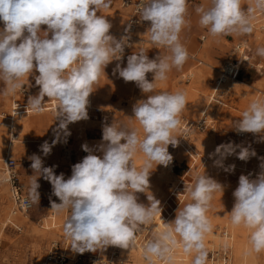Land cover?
<instances>
[{
	"label": "clouds",
	"instance_id": "9594fccd",
	"mask_svg": "<svg viewBox=\"0 0 264 264\" xmlns=\"http://www.w3.org/2000/svg\"><path fill=\"white\" fill-rule=\"evenodd\" d=\"M111 2L0 0V21L4 25L0 29L3 95L14 94L23 88L24 77L34 76L39 92L29 96L27 108L41 114L45 97L58 102L55 119L59 123L53 129L54 139L51 144L45 141L40 146L44 156L51 154L61 134L70 135L69 124L88 119V98L94 83L105 73L108 64L122 60L126 47L134 46L127 35L130 25L125 29L126 34L117 39L110 34L112 24L106 16L97 15L109 8ZM188 4L189 0H139L137 4L140 21L150 23L145 34L157 49L162 47L167 53L149 59L141 48L127 56L126 66L117 63L113 69L125 82H134L146 96L132 109L131 119L138 121L140 128L115 121L104 124L100 144L96 148L87 143L82 145L88 154L72 166L67 179L63 173L55 174V166L45 167L41 156L29 157L34 175L30 176V187L20 204L28 207L39 203L38 179L47 180L52 195L60 201H51V211L57 215L69 213L63 233L76 253L106 250L109 246L131 249L136 233L162 212L160 201L152 194H147L150 203L146 206L138 202L137 193H149L153 162L167 167L173 159L168 146L178 145L173 133L187 106L186 93L157 92L155 88L157 81L167 80L173 68L182 69L189 59V52L180 40L182 29L189 24ZM195 11L199 25L212 37L247 35L253 32L254 13L264 12V0H253L247 10L241 7V0H209L207 6L197 5ZM42 25L46 26L43 31ZM257 55L264 57V47L257 49ZM148 73L153 74L152 82L147 79ZM232 128L237 133L264 134V100H253L241 117L232 122ZM261 140L264 141V135ZM138 153L146 157L140 169L134 162ZM234 154L242 161L256 156L255 150L234 142L218 145L209 155L219 157L214 160L215 166L232 172L235 165L225 167L223 161ZM260 168L255 178L251 173L239 176L238 187L233 192L235 202L227 213L232 225L250 230V252L255 253L264 251V163ZM8 182L7 176H0V183ZM184 192L191 202L176 210L174 220L163 221V230L144 245L146 264H153L154 257L172 264V252L178 245L193 257L192 264H207L205 237L213 230L207 213L214 194L223 195L224 186L205 173L197 175L192 185H185Z\"/></svg>",
	"mask_w": 264,
	"mask_h": 264
},
{
	"label": "rangeland",
	"instance_id": "374dc122",
	"mask_svg": "<svg viewBox=\"0 0 264 264\" xmlns=\"http://www.w3.org/2000/svg\"><path fill=\"white\" fill-rule=\"evenodd\" d=\"M189 1H192V4L188 6L186 16L189 24L180 33L181 43L187 48L189 59L182 69L173 68L167 74V80L157 81L155 88L157 92L183 91L186 93L187 106L179 117L181 120L179 127L173 133L178 139V145L176 147L168 146V151L173 159L167 167L156 166L153 162L149 176V193H137L138 202L146 206L149 205L147 194H152L159 200L161 207L168 199L171 200L170 203L175 200V212L170 219L172 221L175 219L176 210L191 202L188 193L184 192L185 185H192L197 175L206 173L224 186L223 195L220 192L214 194L207 213L213 225L212 232L205 237L208 253L210 250L216 251L229 244L232 248V264H264V251L250 252V230L243 226L232 225L230 217L227 215L231 212L235 202L233 192L238 187L239 176L252 173L255 178L256 174L261 171V163H264V141L261 140V135L264 134L248 133L245 138H239L237 132L232 128V122L241 117L242 112L255 100L258 93L264 94V57L257 55V49L264 47V30L253 28V32L247 35L232 34L212 37L208 34L207 29L199 25V15L195 11L197 5L207 6L209 0ZM122 2L123 0H112L109 8L97 12V15L106 16L112 24L111 30H123L131 16L130 10L122 7ZM252 4L253 0H241V7L244 10H247V7ZM2 27L3 22L0 21V29ZM41 29L45 30L46 26L42 25ZM140 35L149 39L148 35ZM246 40L251 49L252 64H243V71L238 82L230 81L231 83H225L220 87L219 92L223 94L225 104L212 103L209 107L211 118L214 119V131H199L196 128V123L215 88L218 77L228 63L239 59L240 56L235 52V46ZM141 48L147 52L149 59L155 58L160 53L161 55L167 54L162 47L157 49L154 44L137 42L128 55ZM117 63L124 67L127 58L122 62L114 60L107 65L105 73L102 72L94 83L93 92L89 97L95 106L111 111L113 122L125 124L130 128H140L138 121L131 119L133 117L132 109L138 100L146 99V96L134 82H125L118 73L113 72ZM190 73H194V76L190 77ZM34 74L38 75V73ZM147 79L152 82L153 74L148 73ZM22 84V89H18L14 94L4 96L5 84L0 81V120H4L1 115L11 114L14 101L17 102V105L25 106L29 96L38 94L39 86L35 84L34 76L24 77ZM263 94L260 96L261 100H264ZM202 96L204 99L198 101ZM52 100L45 97V106L51 105ZM87 112L88 119L68 125L70 135L64 137L61 134L60 142L52 148L51 154L48 156L43 155L40 146L45 141L51 144L54 139L53 129L59 123V120L55 119V112L25 114L23 119L17 120L15 131L17 146L8 157L15 159L19 164L20 182L26 192L30 187V176L34 175L31 168L32 162L29 159L33 154L41 156L45 167L55 166V174L63 173L67 179L71 176L72 166L88 154L83 151L82 145L87 143L89 147L96 148L100 144L104 124L94 120L90 110L87 109ZM19 124L20 126H18ZM22 124L27 125V128L23 129ZM190 126L193 127L187 132ZM140 132L142 135V129ZM198 139L202 142L197 143ZM65 140L66 142H64ZM228 142L250 147V150H255L256 156L251 157L248 161L238 159L235 154L228 156L223 161L224 166L235 165V169L232 172H226L222 167L214 164V160L219 157L214 155L210 158L209 154H213L218 145ZM238 151L239 149H237ZM0 154L4 156L6 152ZM95 154L102 155L99 152ZM145 159L146 157L142 153H138L134 157L137 169L143 166ZM1 165L0 169L4 172L5 162ZM38 183L40 184L38 189L40 199L39 203H34V208L29 213L30 222L24 223L13 218V222L16 220L23 226L21 232L15 230L11 225L1 229L6 221V211L11 204V198L10 188L7 189L6 194H1L2 188L7 185L0 183V264H47L48 248L53 242L61 241L64 237L63 224L69 213L66 211L57 215L51 211V201L56 203H60V201L52 195V186L47 180L40 177ZM144 226L147 227V231L158 233L153 222ZM224 232L228 233L231 239H227ZM178 248V251H183L182 246ZM115 249L120 255L118 260L123 259L124 264H146L142 256H136L132 247L131 249H122L109 246L106 250H101L102 255L105 257L109 251ZM246 254L248 255L246 256ZM179 256L184 255L180 254ZM190 257L192 258V256ZM114 264L120 263L115 262Z\"/></svg>",
	"mask_w": 264,
	"mask_h": 264
},
{
	"label": "built area",
	"instance_id": "2783aa9c",
	"mask_svg": "<svg viewBox=\"0 0 264 264\" xmlns=\"http://www.w3.org/2000/svg\"><path fill=\"white\" fill-rule=\"evenodd\" d=\"M139 3V0H123L122 7L130 10L131 16L128 18L127 22L125 23V26L123 30L121 31H114L110 29V34L114 35L117 39H119L121 36L125 35V29L130 27L129 32L127 35H130V43L133 44V47H126L124 57L122 58V61H125L130 50L136 46L137 42L146 43V44H152L151 41L147 38L142 37L140 34H145L148 27L150 26V23L147 21L141 22L139 18V10L137 8V4ZM192 4V1H189L188 6ZM256 15H264V12L256 11L254 13V19L252 20L253 28H259L261 24H258L256 22L257 19H255ZM4 27V25H3ZM2 27V28H3ZM261 30H264L263 28H259ZM147 35V34H145ZM205 39V36H204ZM244 43L246 46H244ZM241 49H244V51L241 52ZM235 52L238 53L240 56L239 59L230 62L227 64L221 74H223V77H218V80L216 82L215 88L211 93L212 96L209 99L208 106L201 112L198 122L196 123V128L199 131L206 132V131H214V119L211 118V115L209 113V106L211 103H216L218 105H223L221 101H223V94H220L219 89L222 84L227 83L229 80H238L241 76V73L243 71V64H252V56L250 55L251 49L248 45V41H241L235 46ZM247 58V59H246ZM228 80V81H227ZM227 81V82H226ZM259 95L256 96V99H261L262 92L258 93ZM264 96V94H263ZM89 99V105L90 111H91V117H93L94 120L98 121L101 124H111L113 123L112 119V113L110 110H106L103 107L95 106L93 104V101ZM221 102V103H220ZM55 104H52L51 108L52 111L55 112L56 108L54 107ZM54 107V108H53ZM193 126L188 127L187 132L192 128ZM248 133H237V136L239 138H245ZM252 174V173H251ZM4 176H7L9 178V182L7 183L8 187L10 188V198L14 205L13 207V213L16 216L17 214L21 215H28L34 208V203L31 204L28 207H22L20 204V200L26 197L27 192L24 189V186L20 182V174H19V164L17 161L13 158L8 157L5 162V168H4ZM254 177V174H252V178ZM170 199L167 200L165 205H163L161 214L166 219H170L172 215L175 212V204L176 201L172 200V204L169 202ZM69 215V214H68ZM66 216V219L68 217ZM65 219V220H66ZM16 222V221H15ZM15 222H8V225H11L15 230L18 232H21L23 230V226H21L19 223ZM17 225H15V224ZM147 227L143 226L142 230L136 233L135 242H138L141 244L144 248V245L151 239L154 238L156 235L154 232L151 233V230H146ZM146 231V232H145ZM224 236L227 237V239H231L228 233L224 232ZM71 241L65 236L61 241H55L51 244V246L48 248L46 253V263L51 264H67L70 262H73L74 264H114L115 262H119L120 264H124L123 261L118 260L119 259V252L118 250H112L109 251L108 254L104 257L102 255V251L99 250V252H85L83 254L76 253L72 251L71 247ZM231 246L229 244H226L222 246L219 250L216 251H209V257L207 264H232V251Z\"/></svg>",
	"mask_w": 264,
	"mask_h": 264
},
{
	"label": "bare ground",
	"instance_id": "6f19581e",
	"mask_svg": "<svg viewBox=\"0 0 264 264\" xmlns=\"http://www.w3.org/2000/svg\"><path fill=\"white\" fill-rule=\"evenodd\" d=\"M261 16H264V15H261ZM261 28L264 29V24L261 25ZM244 46H246V45L244 44ZM242 51H244V49H241V52ZM222 75L223 74H221L219 77L220 78L223 77ZM193 76H194V73H190V77H193ZM230 81L231 82L233 81L232 83H235V82H238L239 80H229L228 82H230ZM203 99H204V97L202 96V97H200L198 99V101H202ZM57 103L58 102L53 99L52 102H51V105L44 106L43 113L44 112L52 111L53 110L51 108L52 104H55L54 107L56 108L57 107ZM25 114H33V112H32V110L30 108H27V105H25V106H23V105H17V102L14 101L12 103L11 114L10 115H4V116L1 115L4 120H0V153H5L6 152V154L4 156H1V154H0V165L1 164L3 165V162H6V160H7L6 157H8V155H11L12 151L17 146V137L15 136V131L17 129V122H18L17 120L18 119H23ZM18 126H20V124ZM21 127L23 129H26L27 128V125H23L22 124ZM201 142H202V140H200V139L197 140V143H201ZM0 176H4V172L2 171V169H0ZM4 184L7 185V183H4ZM2 189H3L2 190L3 192L1 194L4 195V194L7 193V189H9V187L7 185V186H4ZM13 207H14V205L12 206L11 204L7 207V211H6V221L3 223L4 225H3V227L1 229H5L8 226V222L9 223L10 222H13V218L19 219L20 221H23L24 223H29L30 222L31 217H30L29 214L28 215L17 214L15 216L14 213H13ZM163 221L164 222H169L166 218H164V216L162 214L157 213L156 216H155V218H154V220H153V223L156 226V230L158 232L161 231V230H163V227H164V222ZM15 223H13V224H15ZM15 225H17V224H15ZM138 245H139L138 242H135L134 243V247H132V249H133L134 252H136L135 254H136L137 257H141L142 256L143 259H144V249L141 248L140 250H137V246ZM176 251H173L172 252V256H173L172 264H192L193 257L191 258L189 255H186V256H183V257L176 256V254H173ZM247 255L248 254H246V256ZM153 264H163V263H160L158 261V259L153 258Z\"/></svg>",
	"mask_w": 264,
	"mask_h": 264
},
{
	"label": "crops",
	"instance_id": "0c3cea01",
	"mask_svg": "<svg viewBox=\"0 0 264 264\" xmlns=\"http://www.w3.org/2000/svg\"><path fill=\"white\" fill-rule=\"evenodd\" d=\"M255 19H257L256 22H257L258 24H261V25L264 24V16L256 15V16H255ZM259 28H261V26H260ZM244 44H245V43H244ZM245 45H246V44H245ZM238 80H239V79H238ZM211 96H212V93L210 94L209 99L211 98ZM221 102H222V104H225L224 101H221ZM221 102H220V103H221ZM208 103H209V100H208V102H207V104H206L205 107L208 106ZM211 104H212V103H211ZM211 104H210V106H211ZM216 105H218V104H216ZM210 106H209V107H210ZM87 109L89 110L90 107H87ZM203 110H204V109H203ZM203 110H202V111H203ZM202 111H201V112H202ZM166 202H167V201H166ZM11 204L13 205L12 201H11ZM164 205H165V204H164ZM170 219H171V218H170ZM170 219H167V220L170 222ZM15 221H16V220H15ZM138 244H139V243H138ZM179 246H182V245H178V247H179ZM178 247H176V248L173 249L174 251L177 250V251H176L175 253H173V254H176V256H179L180 254H183L184 256H186L187 254H185L183 251H178V249H179ZM141 248L144 249L143 246H142L141 244H139V245L137 246V250H138V249L140 250ZM179 257H180V256H179ZM182 257H183V256H182ZM154 258H155V257H154ZM155 259H157V258H155ZM121 261H123V259H121ZM159 261H160V263L166 264V262H164V261H161V260H159ZM123 262H124V261H123Z\"/></svg>",
	"mask_w": 264,
	"mask_h": 264
}]
</instances>
